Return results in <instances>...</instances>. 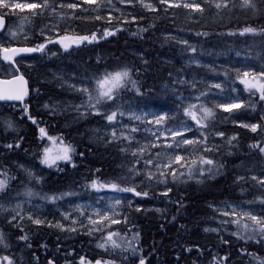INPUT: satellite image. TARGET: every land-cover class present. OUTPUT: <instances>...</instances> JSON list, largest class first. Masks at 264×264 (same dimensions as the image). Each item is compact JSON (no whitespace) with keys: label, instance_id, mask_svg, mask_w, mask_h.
I'll return each mask as SVG.
<instances>
[{"label":"trees","instance_id":"1","mask_svg":"<svg viewBox=\"0 0 264 264\" xmlns=\"http://www.w3.org/2000/svg\"><path fill=\"white\" fill-rule=\"evenodd\" d=\"M41 1L43 3L45 0ZM56 1L61 3L63 0ZM151 1L156 5L155 10L141 5L131 8L121 3V0H95V3L80 1L78 8L68 9L62 17L65 21L61 25L63 32L68 33L73 29L77 35L86 36L95 31L102 34L107 28L113 30V34L104 36L97 43L87 42L69 52L61 51L53 65L66 75H74L91 83L93 89L98 88L97 80L102 79L106 72L127 67L131 79L137 82L142 94H138L128 84L114 103L103 105V110L109 114L125 103L136 100L164 110L170 107L177 109L173 118L175 123L188 121V118L193 120L185 115L184 108L187 106L184 107L174 97L177 86L170 87L166 83L170 82V76L178 69L189 73L195 71L199 77L207 76L208 71L203 67L186 69L180 61L182 56L197 52L206 54L209 50H218L226 56L235 50L244 52L248 49L251 56H255L252 59L254 66H264V0H253L255 8L244 7L243 0H200L203 11L183 7L189 0H167L169 4L160 0ZM217 3L226 4V7L217 8ZM133 9V14L126 11ZM31 13L25 22L26 27L32 25L43 29L49 10ZM245 28L255 31L241 35ZM166 32L186 35V43L170 41L162 34ZM39 54L30 55L28 59L37 58ZM225 60L232 65L242 63L233 57ZM224 64L229 74L239 67L231 68ZM37 66L40 67L34 66L30 70L25 68L30 88L23 104L26 107L23 119L13 120L6 113L0 115L15 128L10 136L1 131L0 145L3 142L21 145L13 149L6 147L1 152L0 164L11 180L8 182L9 191L4 189L0 196L2 202H7L11 197H23L22 194L25 195L29 189L37 197H60L56 202L65 201L70 196L94 199L98 191L90 187L93 181L136 187L137 191H147L149 195L143 197L125 193L134 197L135 203L140 205V211L130 207L127 223L114 226L120 248H113L110 242L106 243L103 234L92 237L80 233L75 226H66L67 222L57 219L56 215L53 220H57L48 225L47 222L37 225L24 218L20 224L23 229L13 228V223H7V218L16 215L17 210L0 205V228L9 247H6L5 252L12 262L81 264L83 257L85 264L96 263L97 260L109 261L110 264H139V258L143 256L146 264H264V242H258L264 241V236L259 235L258 226L253 222L222 215L211 205L237 202L264 207L260 203L264 199V187L252 179L254 174L264 171V153L250 147H264V127L252 132L240 126L243 119L261 118L264 102L259 101V92L254 91L255 95L248 96L249 99L244 101L245 107L233 113L217 107L215 118L207 120L205 123L208 127L204 129L210 136L206 143L215 145L214 150L203 152L202 145H192L194 152L181 162L184 166H173L178 175L183 174L179 180H173L171 172L166 171L165 177H160L166 179V183H159L156 177L160 173L149 180V175L143 169L139 175L135 170L130 171L136 169L134 159L121 150L125 146L121 141L113 140L109 135H98L96 128L108 124L103 116L84 111L78 113L66 107L69 103L84 105L88 94L78 91L74 94L57 88L44 77L51 70L50 65L39 63ZM193 85L199 86L200 83H192V90H195ZM53 99L62 104L52 105ZM29 117L37 123L28 122ZM40 128L46 132L42 140L54 146L50 155H56L61 147L67 145L75 149L71 154V162L57 161L53 167L40 163L44 155L40 143L43 141H39ZM214 132H223L225 135L217 136ZM190 134L194 136L193 139H203L198 130ZM233 136L236 139L229 144L227 139ZM59 138H62V143ZM201 155L214 160V165L203 166L213 168V173L205 172L201 176L196 165L189 179L188 165L193 159L198 161ZM13 161V166L9 167L7 163ZM216 164L222 167L216 168ZM29 171L33 173L32 178L28 176ZM238 177L244 179L238 180ZM169 188L171 191L168 195H162ZM56 202L46 200L49 206ZM150 205L162 207L147 210L146 207ZM57 222L63 228L55 227ZM73 227L76 231L69 230ZM21 235H26L27 241L20 239ZM137 235L138 240L133 241L132 237ZM100 243H105V248L98 247ZM129 243L136 249L135 253L127 247Z\"/></svg>","mask_w":264,"mask_h":264},{"label":"rangeland","instance_id":"2","mask_svg":"<svg viewBox=\"0 0 264 264\" xmlns=\"http://www.w3.org/2000/svg\"><path fill=\"white\" fill-rule=\"evenodd\" d=\"M85 1V0H63L61 3L57 2L56 0H45L43 3H41V0H7L8 3L15 4H25V3H39L41 5V8L38 9H17V8H9V9H2L0 8V13H7V16L9 18L8 26L5 29V31L0 34V76H10L12 74H15V69L13 66L3 63L1 59V50L3 48L13 46V45H30V46H36L38 47L40 44H48L49 41L52 39H55L58 35H70L73 38L76 39V45L80 46L85 43H97L100 41L105 35V32H111L113 33V30L106 29L102 34L99 31H95L94 33H91L90 35H84L80 36L77 35L76 32L72 29V31L63 32L61 30V25H64V17L67 13L69 7H67L68 3H76L78 8V2ZM161 1V0H160ZM122 3V2H121ZM166 3L169 4L167 1ZM126 5H129L131 8H135L137 6H143L144 5H151L154 9L156 8V5L150 0H133V3H123ZM171 4V3H170ZM44 5H47V7H44ZM147 9H150L148 7H145ZM49 10L48 14V20L46 23H44L43 29L35 28L31 25L30 28H27L25 25V22H27V19L30 18L31 12L35 10ZM129 11V14L134 13L133 10H126ZM56 13V14H55ZM55 14V16H54ZM33 17V15H31ZM44 17V16H43ZM110 17V15H109ZM21 21H24V23H21ZM71 28L74 27V25H70ZM64 33V34H63ZM95 34V39H91V37ZM165 38H168L170 41L174 43L179 42H186V35L180 34V33H173V32H166L162 33ZM175 34V35H174ZM79 37H89V40H78ZM61 49L58 46L50 45L47 46L37 58H22L19 60V67L25 72V68H28L29 70L36 67L39 63L41 65L48 63L50 65L49 67L51 70L46 72V75L44 77L47 79L48 82H51L54 84V86L58 87L59 89H62L63 91H70L72 93L77 92L76 89L82 86V82L85 84H88L85 80L79 77H75L74 75H66L63 71H61L58 67L55 68L53 65L56 64V61L59 58V55L61 53ZM232 52V51H231ZM251 52H248V49L246 51L241 52L240 50H235L231 54L227 53L226 56H223L218 50H209L206 54H202L200 52L192 53L187 56H182L180 58L181 63L184 64L185 68H197V67H203L208 71L207 76L199 77V74L195 71L186 72V70L178 69L177 72L170 76V82L166 83L167 86L176 88V94H174V97L181 102V104L185 107L191 104H196L197 107L193 111L195 112L196 117L199 119L203 116V113L199 110V105L201 102L204 103L206 107L212 108V110L215 112L217 107L215 106L217 103H228V102H239L244 103L245 100L249 99L248 96H254L252 93L255 91V89H252V91H248L245 89V85L240 83L241 79H244L243 72L248 71L250 73L248 79L249 83H257V80L253 79V76H259L262 70H264V66H254L253 64V58H255L254 55L251 56ZM231 59V57L235 58L237 61H242V63H239L237 65H232L231 62L225 60V58ZM57 59V60H56ZM52 61V62H51ZM224 63L227 64V66L234 68L236 66H239L232 70V74H229L225 68ZM258 66V67H257ZM53 70V71H52ZM58 72V73H57ZM63 76V77H62ZM186 81V83H179V81ZM53 81V82H52ZM55 81V82H54ZM191 81V84H189ZM58 82V83H57ZM264 82V81H260ZM192 83H200L199 86L195 85V90H192L191 87ZM214 83H221L223 85V91L221 89H215L211 88L210 86ZM165 85V87H166ZM173 85V86H172ZM90 86L92 84L90 83ZM235 88L236 91L233 92L232 89ZM201 92H209V95L206 99H203L201 101H197L195 97L199 96ZM255 93V92H254ZM233 97H239L240 99L237 101H233ZM24 104V103H23ZM23 104H14V105H0V115L2 113H6V115L10 116L14 120L15 119H23V116L26 115V107L23 106ZM52 105H59L62 104L61 101L52 100ZM77 106L74 105V103L66 104V107H71L75 112L83 113L85 112L84 108H80L79 111H77ZM168 108V107H167ZM118 111H123L125 113L124 116L117 117V121L114 122L116 124V132L117 136L120 137L118 139L121 141L125 146L123 149L126 153H129L133 157V163L136 166V169L140 170L143 169L146 171L147 175H149L150 172L156 174L160 173L162 170L161 168H156L154 166H148L145 164V161L149 158H151L154 162V164H167L169 163V160L171 159L174 161L175 155L180 154L186 159L190 158L194 152V148L191 146H184L181 145L180 148H168L165 146L163 137L161 138V141L157 142L155 139V136H153L152 131H145L144 129H156L159 126L156 125H149L147 121H144L143 123L140 121H135L130 119V115L132 113H136L139 115H143L144 113H157V114H164L165 112L169 114V119L165 121V127L168 128H176L181 126H189L191 127L196 133H197V126L196 122L193 123L188 118L187 120H180V123H175L173 121L174 116L176 115L177 109H160L158 107L149 106L147 104L139 103L136 100L129 101L125 103L124 106L117 109ZM260 117L258 120H242L240 124H257V125H263L264 126V112H260ZM148 119L151 120L153 117L151 115L148 116ZM0 116V133L1 131H4L7 135L14 132L15 128L12 126V128L8 127V122L4 121ZM32 119H28V122H31ZM35 120V119H34ZM36 121V120H35ZM210 121V120H209ZM206 122V121H205ZM190 123V125H189ZM34 124V123H33ZM193 124V125H192ZM121 125H128L129 128L131 126H139L141 131L137 133H132L135 137L134 140L129 142L128 140L123 139V136L121 135V132L124 134H128V129H122ZM244 128V127H243ZM259 128V127H258ZM98 129V135L99 136H105L109 135L112 138V132H113V126L111 124H106L105 126ZM250 130V128H248ZM38 130V129H37ZM251 131V130H250ZM215 135H217V132H214ZM10 136V135H9ZM219 136V135H217ZM186 137L189 139H193L194 136L190 134V132L186 133ZM113 139V138H112ZM177 139H180L179 137ZM1 140V137H0ZM39 141L41 145H43L42 152L44 153V148L48 147L49 149L53 150L54 146L50 143H46L45 140H42L41 133L39 137ZM14 143V142H11ZM154 143H159V147H152L151 145ZM9 144V143H8ZM5 142H3L4 147H0V156L1 152L4 148L8 145ZM52 152V151H51ZM133 153H136V155H133ZM184 153V154H183ZM159 154V155H157ZM53 155V154H51ZM139 159V163H137V160ZM9 164V167H12L14 164V161ZM175 163H173L172 166H174ZM41 169V168H40ZM39 169V170H40ZM4 166L0 164V174H6L7 172L4 171ZM14 174H12L11 177H13ZM255 177L258 179H264V171L254 174ZM0 178H3L2 175H0ZM11 180H8L10 183ZM6 191H9L8 184L5 187ZM0 191V196H2V192ZM23 197H15L7 202L3 203L0 198V205H8L11 208H15L17 210V213H20L19 216H17L16 221H12L13 228H20L23 229L24 227L21 226H14L16 224H22V221L24 218H28L29 215H32L34 219H41L46 221L47 225L49 223L55 222L57 219H62L67 222L66 226H75L78 231L84 234H87L89 236L95 237L99 234H103V238L106 239L108 232H114L113 228L114 226H117L118 224L112 225L110 221L108 222H102L100 225H93L89 223L88 216L92 215L95 209H100L101 211L108 210L109 205L114 203L116 199L121 200V205L117 206L116 213L122 218L121 225H125L127 223L130 207L139 208L140 205L135 203V199L132 196H129L125 193H117L115 191H112L108 188L100 189L98 192L94 194V199L90 197H69L65 201L61 202H54L53 205H47L46 200H49L53 202L51 199L54 196H48L47 199L44 197H37V195L33 196H26L22 194ZM126 197V198H125ZM6 201V198H5ZM11 204V205H10ZM17 205L20 207L17 208ZM214 209H216L220 214H222L224 211L231 212L232 206H236V212L238 215H229L228 217L236 219V220H242V221H249V217L244 216L243 213L245 212H251L255 215H257L258 218L264 217V207H261L259 205L255 204H244V203H237V202H229V203H213L211 204ZM77 206H80L79 210ZM228 206V207H226ZM162 206L159 205H150L146 207L147 210H154V209H160ZM82 211H86V215H81ZM16 212V211H15ZM16 213V215H17ZM68 214L70 216V219L65 220L63 214ZM109 214H111L109 210ZM56 220H53L56 218ZM223 215V214H222ZM13 215H9L7 218V223H10ZM20 216L23 218L21 219ZM93 219H98L97 216L92 215ZM124 218H126V222H124ZM29 219V218H28ZM30 220V219H29ZM73 220L76 221V224H73ZM32 222V220H30ZM55 224V223H53ZM91 230V234H88ZM116 233V232H114ZM0 234H4L0 228ZM117 234V233H116ZM25 236L21 235L20 237ZM118 236V234H117ZM7 237V235H6ZM8 238V237H7ZM113 240L116 241V235L113 236ZM101 244V243H100ZM5 245H8L6 241L4 240L3 244H0V257H1V264H9V261L12 262L11 257H9V254H6V247ZM1 248L3 249L1 251ZM9 249V247L7 246ZM12 248V247H11ZM13 253L12 251L10 252ZM4 257H7L8 259L5 260ZM12 264H16L12 262ZM88 264H96V263H88Z\"/></svg>","mask_w":264,"mask_h":264},{"label":"snow or ice","instance_id":"3","mask_svg":"<svg viewBox=\"0 0 264 264\" xmlns=\"http://www.w3.org/2000/svg\"><path fill=\"white\" fill-rule=\"evenodd\" d=\"M85 2L87 3H95V0H85ZM122 3H133V0H121ZM162 3H166L167 0H161ZM145 7L150 8L151 10H155L151 5H144ZM170 6H178V5H170ZM222 6L226 7V4L222 5V3H217L216 7L220 8ZM243 6L246 8H255V3L253 2V0H243ZM44 7H47V5H44ZM67 7L69 8H73L75 9L77 7L76 3H68ZM183 7L185 8H191L193 11H203V9L200 6V0H189L188 3H184ZM0 8L2 9H9V8H17V9H23V8H28V9H38L41 8V5L39 3H25V4H20V3H15V4H11L8 3L7 0H0ZM7 13H0V30H2L3 28L6 27L4 21H5V17H6ZM100 17H97V19H99ZM133 19H135V17H133ZM21 23H24V21H21ZM255 29L253 28H245L243 29V31L241 32V35H243L244 33H248V32H254ZM113 33L106 31L105 35H111ZM95 34H93V36L91 37V39H95ZM70 39L69 37H61L60 41L58 42H62L64 40H68ZM78 40H89V37H79L77 38ZM52 42V41H49ZM186 43V42H185ZM66 49L68 47L67 44L63 45ZM45 49V44H40L38 47L36 48H22V49H11V48H3V52L5 53H12L13 55H15L17 52H36V51H43ZM11 57L9 55H5L4 59H10ZM250 73L248 71L243 72V77L244 79H241L240 83L245 85V89L248 91H252V89H255L256 92H259V101L260 102H264V82H260V81H264V70L261 71V73L259 74V76H253L254 80H257V83H249L248 82V77H249ZM179 83L183 84L186 83V81H179ZM97 84H98V88L93 89L90 86V83L85 84L82 82V86L77 88L76 91L81 92V93H86L88 94L87 96V101L84 105H79L77 106V111L80 110L81 107L84 108L85 113H91L94 115H100L103 116L104 119H106L109 124H111L113 126V132H112V138L113 140H118L120 139V137L117 136V132H116V124L114 122L117 121V117L119 116H124L125 113L123 111H118V110H114L111 111V113L109 114L108 112L103 110V105L107 104L108 102H115L120 95L121 90L126 89L128 84H131L132 88L135 89L137 91L138 94H142L141 90L139 87H137V82L135 80L131 79V73L130 70L125 67L122 70H117V71H113V72H106L103 76L102 79H98L97 80ZM193 87H195V85H193ZM211 88H215V89H221V91H223V85L221 83H214L210 86ZM233 92L236 91L235 88L232 89ZM98 93V94H96ZM253 95L255 94L254 92L252 93ZM209 95V92H201L199 96L195 97V99L197 101H201L202 98L206 99ZM21 97L19 95H10V94H0V99H20ZM239 97H233L232 100L233 101H237L239 100ZM216 107L220 108L222 111L227 112V113H233L235 110L241 109L242 107H245L244 104L239 103V102H228V103H217L215 105ZM251 106H255V105H251ZM197 105L196 104H189L187 107L184 108V112L185 115L190 116L193 120L196 121V124L198 126L197 130L200 131V135L203 139L200 138H194V139H189L186 137V133L188 132H192L193 129L189 126H181V127H176V128H168L165 127V121L167 119H169V114L168 113H164V114H157V113H144L143 115H139L136 113H132L130 115V119L131 120H135V121H140V122H144L147 121V123L149 125H156L159 126L156 129H144L145 131H152L153 136H155V139L157 142L161 141V138L163 137L165 146L168 148H180L181 145L184 146H191L194 144H200L202 145V151L203 152H212L214 150V148L216 147L215 145H209L208 143H206V141L209 140L210 136L208 133H206L204 131V129H206L208 127V125L205 123V121L207 120H211L215 118V112L212 110V108L206 107L204 105L203 102L200 103L199 105V110L203 113V116L201 118H197L195 115V112L193 111L194 109H196ZM151 115L153 117V119L149 120L148 116ZM31 119V117H29ZM34 124L37 123V121L33 120L32 121ZM241 127H245V128H250V130L252 132H256L258 127H264L261 125H257V124H241ZM8 127L12 128V123L9 121L8 123ZM122 129H128V134H124L123 132H121V135L123 136V139L128 140L129 142H131L132 140L135 139V137L133 135H131L132 133H137L139 131H141L139 126H131L129 128L128 125H121ZM40 133H41V138H43L46 135L45 129L44 128H40ZM217 135L224 137V133L223 132H218L216 133ZM180 139H177V138ZM49 139H53V138H49ZM61 140L62 143V138H59ZM227 139V138H226ZM236 137L233 136L230 139H227V142L229 144L232 143L233 140H235ZM20 143H9L6 147L8 149H13V148H20ZM152 147H159V143H154L151 145ZM0 147H4V145H0ZM250 147L253 148H258L260 152L264 153V147H260L259 145H251ZM122 151L126 150V149H121ZM51 149H49L48 147L44 148V155L43 158L40 160L41 164H44L48 167H53L56 166V162L57 161H66V162H71L72 160V153L75 152V149L71 146V145H67V146H63L61 147L56 155L52 156L50 155L51 153ZM133 155H136V153H133ZM159 155V154H157ZM186 157L180 155V154H176L175 155V159L174 161H172L171 159L169 160V163L167 164H154L153 160L151 158L147 159L145 161V164L148 166H154L156 168H161L162 170L160 171L159 177H156V179L158 180L159 183H166V179H160V177H165L166 175V171H170L173 177V180H179V176L183 175L181 174H177V170L175 167H173V163L180 165L181 167H183L184 165L181 163L182 161H185ZM139 159L137 160V163H139ZM198 165V170L200 171L201 176L204 175L205 172H208L209 174L213 173V168H204V165H214V160L211 158H206L203 155H201L198 159V161L196 159H193L191 164L188 165V178L191 179L192 178V172H193V166ZM216 168L222 167V165L216 164L215 165ZM136 171V174L139 175V170L138 169H130V171ZM3 176V178H0V191H3L5 189V187L8 184V180L10 179L6 174H0ZM154 173L150 172L149 173V180L153 179L154 177ZM28 176L29 178L33 177V173L32 172H28ZM238 180H243V177H238ZM252 179L257 180L258 183H260V185L262 187H264V179H258L257 177L253 176ZM90 187L92 189H95L96 191H99L100 189L103 188H108L112 191H115L117 193H133L135 196H143V197H147L149 195V193L147 191L145 192H140L136 190V187H121L118 183H98L97 181H93L90 185ZM171 189H167V191L163 192L162 195L167 196L168 192H170ZM26 196H33L35 195V193H33L30 189L27 190L25 192ZM60 197H52L51 199L53 200V202L56 199H59ZM126 198V197H125ZM45 199H47V197H45ZM261 204H264V199H262L260 201ZM121 205V200L120 199H116L114 201V203H112L111 205H109V209L108 210H104L101 211L100 209H95L92 215H95L98 217V219H93L92 215L88 216L89 219V223L93 224V225H100L102 222H108L110 221V223L112 225L115 224H119L121 223L122 218L116 213V208L117 206ZM20 206L17 205V208H19ZM228 207V206H226ZM78 210L80 208V206H77ZM109 210L111 212V214H109ZM15 211V210H14ZM136 211H140L139 208L136 209ZM86 211H82L81 215H86ZM225 216H229V215H238V213L236 212V206H232V211L228 212V211H224L222 213ZM20 213H17V215H13L12 219L10 221V223L12 221H16L17 220V216H19ZM64 215V219H70V216L68 214H63ZM244 216H247L250 218V220L258 226V231H259V235L260 236H264V217L258 218L257 215L251 213V212H245L243 213ZM20 218L22 219L23 217L20 216ZM28 218L30 220H32V223L40 225L45 223L46 221L41 220V219H34L32 217V215H29ZM124 222H126V218H124ZM235 222V221H233ZM222 223H228V221H223ZM73 224H76V221L73 220ZM14 226H21L19 224H16ZM50 226H53L50 224ZM55 227H59V228H63V225L60 224L59 222H57L55 225ZM70 231H76V229L73 227L71 229H69ZM206 231L208 229H205ZM88 234H91V230L89 231ZM117 235L114 232H108L107 237H106V243H111L113 248H120L121 244L117 243L115 240H113V236ZM240 238H244V237H240ZM249 239H251L252 237H248ZM20 239L27 241L28 237L22 236L20 237ZM123 237H121V241H123ZM133 241L138 240V235L137 236H133L132 237ZM258 242H264L261 240H258ZM4 243V239H3V235L0 234V244ZM100 248H105V243H101L97 245ZM5 247H7V245H5ZM128 248L132 249L133 253H135L136 249L132 246L131 243H129L127 245ZM5 260H7V257H4ZM9 264H12L11 261H9ZM49 264H52L51 261H49ZM81 264H85V260L82 257L81 258ZM96 264H110L109 261H101V260H97ZM139 264H146V260L143 256H141L139 258Z\"/></svg>","mask_w":264,"mask_h":264},{"label":"water","instance_id":"4","mask_svg":"<svg viewBox=\"0 0 264 264\" xmlns=\"http://www.w3.org/2000/svg\"><path fill=\"white\" fill-rule=\"evenodd\" d=\"M5 25H7V18L5 17V21H4ZM5 28H3L2 30H0V33L4 31ZM61 37H69L70 39L68 40H64L62 42H58L60 41ZM53 43L59 44L63 49L65 50H70L71 48H73L76 43L74 38H72L70 35H63V36H58L57 38H55L53 41ZM64 44H67L68 47L67 49L63 46ZM6 48H11V49H22V48H34L28 45H13V46H9ZM31 53H35V52H17L15 55H13L12 53H5L3 52V50L1 51V55L2 58L4 59L5 55H9L11 58L10 59H4L5 61L13 64L16 68H17V64H16V59L21 57V56H25V55H29ZM28 92V82L26 77L19 71L17 75H14L12 77L9 78H3L0 76V94H10V95H19L21 98L20 99H0V102H18V101H24L26 95Z\"/></svg>","mask_w":264,"mask_h":264},{"label":"bare ground","instance_id":"5","mask_svg":"<svg viewBox=\"0 0 264 264\" xmlns=\"http://www.w3.org/2000/svg\"><path fill=\"white\" fill-rule=\"evenodd\" d=\"M175 35V34H174ZM57 60V59H56ZM52 62V61H51ZM69 64V63H68ZM56 68V67H55ZM60 69V68H59ZM68 70V69H67ZM53 71V70H52ZM73 71V70H72ZM58 73V72H57ZM69 73V72H68ZM63 77V76H62ZM42 80V79H41ZM53 82V81H52ZM55 82V81H54ZM58 83V82H57ZM58 88V87H57ZM66 92H68L67 90H66ZM70 92V91H69ZM75 94V93H74ZM102 126H99L98 128H101ZM98 130V129H97ZM102 138V137H101ZM19 155V154H18ZM18 159V158H17ZM30 170V169H29Z\"/></svg>","mask_w":264,"mask_h":264}]
</instances>
